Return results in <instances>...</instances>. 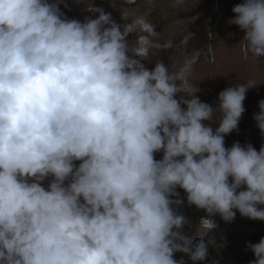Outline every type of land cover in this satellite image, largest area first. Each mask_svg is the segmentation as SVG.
Masks as SVG:
<instances>
[{
  "label": "clouds",
  "instance_id": "obj_1",
  "mask_svg": "<svg viewBox=\"0 0 264 264\" xmlns=\"http://www.w3.org/2000/svg\"><path fill=\"white\" fill-rule=\"evenodd\" d=\"M61 2L0 0V264H203L209 243L182 209L206 231L237 213L264 222V140L224 143L254 81L202 102L192 60L144 63L170 44L143 16L117 23L89 4L69 19ZM231 12L244 57H264V0ZM246 248L264 264V237Z\"/></svg>",
  "mask_w": 264,
  "mask_h": 264
},
{
  "label": "rangeland",
  "instance_id": "obj_2",
  "mask_svg": "<svg viewBox=\"0 0 264 264\" xmlns=\"http://www.w3.org/2000/svg\"><path fill=\"white\" fill-rule=\"evenodd\" d=\"M243 0H184L182 6L173 7L174 0H135L133 4H123L111 8L108 0H62L60 8L69 19L83 20L89 4L103 7L110 12L117 23H127L143 16L156 27L157 41L169 47L152 49L144 58V63L151 68L158 60L164 61L169 71L177 70L185 60H192L190 83L202 102L215 105L218 93L228 86L254 81L243 102L238 133L225 137V147L235 141L242 145L251 143L258 151L262 140L253 120L258 112V101L264 99V57L245 58L241 52L239 40L243 33L235 25L228 23L234 15L231 12L235 4ZM122 13L127 20L122 19ZM203 32V33H200ZM205 34L204 38H197ZM135 39V34L130 36ZM216 114L213 127L218 123ZM161 153L155 159L161 158ZM77 165L79 161L75 162ZM47 181L44 182L46 187ZM214 231H206L200 225L197 232L209 243V251L216 257L212 264H248L253 259L248 243H257L264 237V222L241 217L237 213L231 223L217 221Z\"/></svg>",
  "mask_w": 264,
  "mask_h": 264
},
{
  "label": "trees",
  "instance_id": "obj_3",
  "mask_svg": "<svg viewBox=\"0 0 264 264\" xmlns=\"http://www.w3.org/2000/svg\"><path fill=\"white\" fill-rule=\"evenodd\" d=\"M203 33V32H200ZM197 38H204L206 37L205 34H201L199 36H196ZM158 153H156L155 155H157ZM182 194V193H181ZM182 211L185 212L186 215H188L189 217H191L192 219V224L186 229L187 231H189V235L192 236L193 239H199V238H203V236H201L197 230H196V226L200 225V218L203 215L202 212H198L195 211L194 209H190V208H186V209H182ZM206 241V239H204ZM183 254L181 253H176L175 254V258L179 259ZM185 260H187V257H184ZM216 257L214 256L213 253H211L209 251V257L203 262V264H212V262H216ZM188 264H191V262L189 261Z\"/></svg>",
  "mask_w": 264,
  "mask_h": 264
}]
</instances>
